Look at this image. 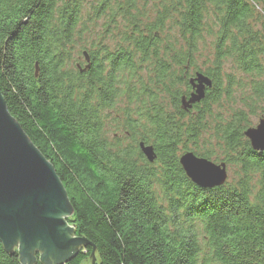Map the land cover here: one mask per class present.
I'll list each match as a JSON object with an SVG mask.
<instances>
[{
  "label": "trees",
  "instance_id": "obj_1",
  "mask_svg": "<svg viewBox=\"0 0 264 264\" xmlns=\"http://www.w3.org/2000/svg\"><path fill=\"white\" fill-rule=\"evenodd\" d=\"M91 1L0 0L3 104L52 166L72 207L68 223L85 240L66 264L92 254L94 264H264V152L243 137L244 111L213 128L236 181L203 190L178 164L180 148L198 147L212 107L233 88L247 90L249 115L264 102V0ZM101 20L104 38L84 47ZM80 43L89 48L84 69L73 66L84 57ZM227 64L246 83L226 74ZM190 69L211 87L186 111ZM122 101L124 145L104 131ZM138 143L153 148V163ZM0 264H20L2 243Z\"/></svg>",
  "mask_w": 264,
  "mask_h": 264
},
{
  "label": "water",
  "instance_id": "obj_2",
  "mask_svg": "<svg viewBox=\"0 0 264 264\" xmlns=\"http://www.w3.org/2000/svg\"><path fill=\"white\" fill-rule=\"evenodd\" d=\"M189 97L182 98L181 107L191 109L204 98L210 81L195 74L188 82ZM243 137L252 151L264 152V120L247 129ZM147 163L156 159L153 148L138 143ZM178 164L185 177L203 190L216 189L227 180L226 165L184 152ZM62 214L65 218L57 216ZM72 207L50 163L25 138L20 127L8 115L0 94V243L9 255L15 252L20 264H66L85 245L74 236ZM16 248V250H14ZM40 253L35 260V253ZM94 264V256L91 255Z\"/></svg>",
  "mask_w": 264,
  "mask_h": 264
},
{
  "label": "rangeland",
  "instance_id": "obj_3",
  "mask_svg": "<svg viewBox=\"0 0 264 264\" xmlns=\"http://www.w3.org/2000/svg\"><path fill=\"white\" fill-rule=\"evenodd\" d=\"M85 5L92 2L91 0H85ZM85 9L87 8L86 6H84ZM103 20L97 22L95 24V26H89V33L86 34L84 36V47L85 45L89 46L91 44L96 43V40H98V38L100 37L102 39V37L104 38L103 35V30H102V25H103ZM112 35V34H111ZM113 38L111 39H115L117 38V36L112 35ZM109 37V36H108ZM107 37V38H108ZM209 40V39H208ZM207 40L206 43H208L209 41ZM81 42V41H80ZM106 44L108 46L114 45L117 43L116 40H108L105 41ZM104 42V43H105ZM79 48H77V50L79 51L80 48H82V43H80L78 45ZM89 48H86L85 52L88 51ZM84 53V57L85 59H83L84 57L81 55L80 57H78L75 61V63L73 64V66H80L81 68H85L86 67V63H88L89 59L87 57V54H85V52L80 50V54ZM206 52H203L202 55L200 57H197L196 60V69L199 70L200 72H202L204 69H206L208 67V64L206 62ZM192 76L195 74H199L198 72L193 71V69H190ZM225 73H233L235 75V79H239L241 78L243 80L244 83H246V80L243 79V77L236 73L234 70H231L229 67V64H227L225 66L224 69ZM195 72V73H194ZM247 90H241L238 86L233 88L232 90V96L230 98H225L223 97L217 104H215V106L212 107L211 109V114L210 116L207 117L206 119V123L208 125V129L207 131L200 137L199 139V144L198 147L193 148L191 144H188L186 147V152H189L191 154H198V153H205L206 151L212 154L211 160H209L210 162H212L213 164L218 165L219 163H223L222 161V152H220L219 148H218V141H216V137L213 131L214 125L216 124V121L219 119H222L223 121H226L227 119L230 118V116L234 113L237 112L239 110H243L244 113L247 116V122H248V128H255V126L258 125V122L260 120H264V102H262L260 104H258V106H254V108H252L253 111V115H249V111L248 109L245 107V95ZM187 99V98H186ZM196 105V104H194ZM192 105V106H194ZM125 106L124 102L122 101L121 103L117 104L115 106V108L111 111H109L106 115V119L104 120L105 126H104V131L105 134L108 138L109 141H112V139H117L119 140L123 145L125 143H128V141L126 142L125 136L127 135V133H125V129H124V118H123V107ZM183 108V107H181ZM192 110L191 109H186V111ZM245 139V138H244ZM246 141L249 144V141L246 139ZM250 147V145H249ZM180 154L182 155L183 149L180 148ZM198 152V153H197ZM199 154V155H200ZM180 155V156H181ZM198 157V156H197ZM200 158V157H199ZM237 169L233 166H227L226 165V175H227V180L225 183H230V182H234L237 179ZM68 219H66L67 224L68 223ZM16 250V248L14 249ZM40 257V253L39 251L35 253V260H38V258ZM95 261V259H94ZM95 263V262H94ZM83 264H92L90 259H87L86 261L83 262Z\"/></svg>",
  "mask_w": 264,
  "mask_h": 264
},
{
  "label": "bare ground",
  "instance_id": "obj_4",
  "mask_svg": "<svg viewBox=\"0 0 264 264\" xmlns=\"http://www.w3.org/2000/svg\"><path fill=\"white\" fill-rule=\"evenodd\" d=\"M57 216H61L62 218H65L62 214H59V213H57L56 217Z\"/></svg>",
  "mask_w": 264,
  "mask_h": 264
},
{
  "label": "flooded vegetation",
  "instance_id": "obj_5",
  "mask_svg": "<svg viewBox=\"0 0 264 264\" xmlns=\"http://www.w3.org/2000/svg\"><path fill=\"white\" fill-rule=\"evenodd\" d=\"M192 92V88L190 89V93Z\"/></svg>",
  "mask_w": 264,
  "mask_h": 264
}]
</instances>
